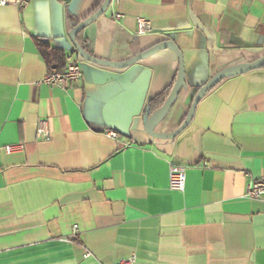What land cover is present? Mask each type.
<instances>
[{
	"label": "crops",
	"instance_id": "1",
	"mask_svg": "<svg viewBox=\"0 0 264 264\" xmlns=\"http://www.w3.org/2000/svg\"><path fill=\"white\" fill-rule=\"evenodd\" d=\"M103 2L0 7V264H264V198L245 197L264 177V69L222 81L185 132L154 139L152 102L178 76L172 50L123 70L83 61L68 89L44 83L58 65L38 42L77 55L69 17L82 22ZM139 19L150 33L138 34ZM78 37L109 62L177 45L186 88L157 128L172 133L198 88L264 57V0H112ZM17 144L23 151L5 152ZM173 169L184 171V191L171 190Z\"/></svg>",
	"mask_w": 264,
	"mask_h": 264
},
{
	"label": "water",
	"instance_id": "2",
	"mask_svg": "<svg viewBox=\"0 0 264 264\" xmlns=\"http://www.w3.org/2000/svg\"><path fill=\"white\" fill-rule=\"evenodd\" d=\"M112 4V0H104L103 4L100 8L88 18L80 22L69 34V38L75 48L76 54L85 62L92 63L101 67L123 70L126 69L138 62L144 61L149 57L155 55L156 53L163 50H172L179 61V71L178 76L175 81V84L166 99L164 105L157 110L149 119L146 126V132L152 138L157 140H174L178 136H180L183 132H185L189 126L192 124L193 119L195 117L197 108L203 98L213 90L217 85H219L222 81L245 75L253 71L261 70L264 68V57L253 62L243 63L235 66H231L229 68L223 69L217 74H215L206 84L198 89L196 92L193 102L190 106L189 112L182 122L181 126L172 133H160L157 132L158 126L163 123L166 118L169 116L175 105L177 104L179 97L183 90L186 88V72H185V62L184 56L177 45L172 41H164L162 43L157 44L156 46L142 52L141 54L135 56L134 58L125 61V62H109L105 60H100L92 56L85 48L79 44L77 37L78 35L91 23L95 22L102 15H104L107 10L110 8Z\"/></svg>",
	"mask_w": 264,
	"mask_h": 264
},
{
	"label": "built area",
	"instance_id": "3",
	"mask_svg": "<svg viewBox=\"0 0 264 264\" xmlns=\"http://www.w3.org/2000/svg\"><path fill=\"white\" fill-rule=\"evenodd\" d=\"M117 2L120 0H116ZM29 4V0H0V7L14 6L19 9L26 8ZM122 15H115V19L119 20ZM137 30L139 35H145L152 31L151 24L149 21L139 19L137 22ZM82 64L83 60L78 55L69 56L66 58V66L62 71L52 69L46 76L44 83L48 86L61 87L68 89L71 86L78 84L82 78ZM38 133L42 140L49 141L51 134L47 130L46 121L41 119L38 122ZM109 135L113 139H117L119 135L116 132H110ZM24 147L20 144L10 145L5 147L7 154H13L16 152L23 151ZM186 184V176L184 171L171 170L170 173V188L174 191H184ZM245 197L250 200H258L264 198V177L253 180L250 182L245 192ZM79 227L73 226V234L70 241L73 242L78 239ZM89 256V254H87ZM118 264H136V258L132 257L129 259H123Z\"/></svg>",
	"mask_w": 264,
	"mask_h": 264
},
{
	"label": "trees",
	"instance_id": "4",
	"mask_svg": "<svg viewBox=\"0 0 264 264\" xmlns=\"http://www.w3.org/2000/svg\"><path fill=\"white\" fill-rule=\"evenodd\" d=\"M69 21H71L72 30L78 24H80V21H75V20H73L70 17H69ZM77 40H78L79 44H81V46L83 48H85V44L81 41V39L79 37H77ZM37 46L39 48L40 53L46 59V61L49 64L50 67H52L54 64H56V65H58V69H56V70L62 71V70L65 69L66 56H65V54L62 51L56 50V49H52L49 45L43 44L41 42H38ZM262 69H264V68H262ZM174 84H175V82L168 88V90L164 94H162L161 96H159L157 99H155L152 102V104H153V108L151 110L152 113H154L155 111L159 110L164 105V103H165L166 99L168 98V96H169Z\"/></svg>",
	"mask_w": 264,
	"mask_h": 264
}]
</instances>
